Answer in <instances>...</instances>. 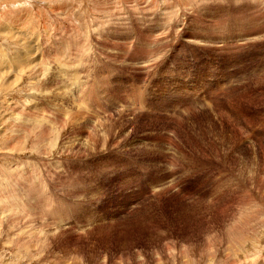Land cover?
Returning <instances> with one entry per match:
<instances>
[{
  "label": "rangeland",
  "instance_id": "rangeland-1",
  "mask_svg": "<svg viewBox=\"0 0 264 264\" xmlns=\"http://www.w3.org/2000/svg\"><path fill=\"white\" fill-rule=\"evenodd\" d=\"M0 2V264H264V0Z\"/></svg>",
  "mask_w": 264,
  "mask_h": 264
},
{
  "label": "bare ground",
  "instance_id": "bare-ground-1",
  "mask_svg": "<svg viewBox=\"0 0 264 264\" xmlns=\"http://www.w3.org/2000/svg\"><path fill=\"white\" fill-rule=\"evenodd\" d=\"M6 1V0H5ZM251 1V0H250ZM1 3V2H0ZM204 45V44H203ZM77 49V48H76ZM147 57V56H146ZM146 59V58H145ZM87 71V70H86ZM144 72V71H143ZM95 77V76H94ZM99 77V76H98ZM87 80V79H86ZM89 80V79H88ZM87 80V81H88ZM95 80V79H94ZM78 83V82H77ZM84 83V82H83ZM75 85V84H74ZM78 85H80V84H78ZM89 87V86H88ZM82 90V89H81ZM83 91V90H82ZM96 97V96H95ZM84 99V98H83ZM91 102V101H90ZM129 105V104H128ZM99 108H100V106H99ZM100 117V116H99ZM110 119V118H109ZM257 124V123H256ZM244 132V131H243ZM237 133V132H236ZM239 133V132H238ZM242 133V132H241ZM20 176V175H19ZM24 199V198H23ZM221 204V203H220ZM220 215V214H219ZM254 262V261H253Z\"/></svg>",
  "mask_w": 264,
  "mask_h": 264
}]
</instances>
